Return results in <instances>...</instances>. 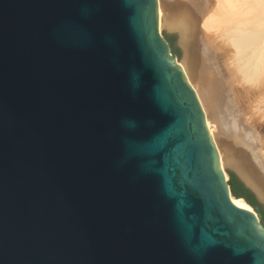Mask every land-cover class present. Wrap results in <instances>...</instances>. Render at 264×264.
Segmentation results:
<instances>
[{"label":"water","instance_id":"95a60500","mask_svg":"<svg viewBox=\"0 0 264 264\" xmlns=\"http://www.w3.org/2000/svg\"><path fill=\"white\" fill-rule=\"evenodd\" d=\"M233 172L157 0H0V264H264Z\"/></svg>","mask_w":264,"mask_h":264},{"label":"bare ground","instance_id":"6f19581e","mask_svg":"<svg viewBox=\"0 0 264 264\" xmlns=\"http://www.w3.org/2000/svg\"><path fill=\"white\" fill-rule=\"evenodd\" d=\"M159 31L201 106L226 179L238 172L264 204V0H157ZM233 202L254 209L242 198ZM258 219V216H257Z\"/></svg>","mask_w":264,"mask_h":264},{"label":"trees","instance_id":"16d2710c","mask_svg":"<svg viewBox=\"0 0 264 264\" xmlns=\"http://www.w3.org/2000/svg\"><path fill=\"white\" fill-rule=\"evenodd\" d=\"M229 184L233 194L236 197H245L252 205L259 204L254 194L249 189H247L233 173L230 174ZM261 211L264 215V210L261 209Z\"/></svg>","mask_w":264,"mask_h":264},{"label":"rangeland","instance_id":"374dc122","mask_svg":"<svg viewBox=\"0 0 264 264\" xmlns=\"http://www.w3.org/2000/svg\"><path fill=\"white\" fill-rule=\"evenodd\" d=\"M162 33L167 38V40L170 42L171 46L173 47L175 54H176L177 63L180 64L183 57H184V52H183V48L179 44L178 35L175 32H171V31H168L166 29H162ZM226 172H227V174H229L228 175L229 177H230L231 173L234 174V172L231 168H227ZM260 205H261V209L264 210V204H260ZM263 222H264V215H263Z\"/></svg>","mask_w":264,"mask_h":264}]
</instances>
